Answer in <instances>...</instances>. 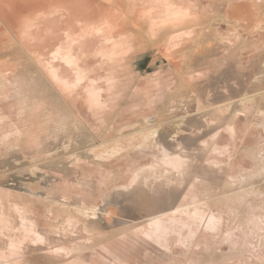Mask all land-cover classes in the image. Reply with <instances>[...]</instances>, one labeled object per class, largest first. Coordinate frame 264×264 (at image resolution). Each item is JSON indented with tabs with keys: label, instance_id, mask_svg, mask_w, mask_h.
I'll list each match as a JSON object with an SVG mask.
<instances>
[{
	"label": "rangeland",
	"instance_id": "obj_1",
	"mask_svg": "<svg viewBox=\"0 0 264 264\" xmlns=\"http://www.w3.org/2000/svg\"><path fill=\"white\" fill-rule=\"evenodd\" d=\"M98 1L0 0V264H264V0Z\"/></svg>",
	"mask_w": 264,
	"mask_h": 264
},
{
	"label": "bare ground",
	"instance_id": "obj_2",
	"mask_svg": "<svg viewBox=\"0 0 264 264\" xmlns=\"http://www.w3.org/2000/svg\"><path fill=\"white\" fill-rule=\"evenodd\" d=\"M8 1V0H7ZM67 1V4H66V6L64 5V7L66 8L67 7V12L69 13V14H71V15H73V12H76V13H78V14H81V15H83V16H87L88 18H95L96 17V15H100L99 17H100V21L104 24V28L103 29H105L106 31H108V34H111L112 33V27L113 26H111V24H112V19H113V17H114V14L112 13V11L110 10V9H112V8H110L109 9V7H107V6H102L100 3H99V1L98 0H66ZM36 2H37V0H36ZM47 2V1H46ZM49 2H50V0H49ZM55 2V1H54ZM137 2V1H136ZM5 3V2H4ZM10 3V2H9ZM60 3H62V2H60ZM64 3H66V2H64ZM1 4V3H0ZM16 4V3H15ZM43 4V3H42ZM41 4V5H42ZM63 4V3H62ZM61 4V5H62ZM5 5H6V3H5ZM30 5V4H29ZM29 5H28V8H29ZM153 5H155L154 3H153ZM33 6V5H32ZM31 6V7H32ZM35 6V5H34ZM39 6H40V4H39ZM19 7V6H18ZM46 7V6H45ZM69 7V8H68ZM111 7V6H110ZM20 8L21 9H24V6H20ZM28 8H26V9H28ZM164 8H166V7H164ZM42 9V8H41ZM51 9H53V8H51ZM64 9V8H63ZM169 8H167V10H168ZM17 10V9H16ZM166 9L164 10L163 9V13H164V15L165 16H171V14H172V12H171V10H169V11H167ZM150 11V13H152V15H154V12L153 11H151V10H149ZM12 11H11V9L9 8V6L8 7H2L1 5H0V18H1V20H3L6 24H7V26H9V28H10V30H13V32L15 33V35L16 36H18V38L19 39H24L25 41H27V43H28V40L26 39V36H25V34H24V30L21 28V25H20V23H19V21H17V19H16V21L18 22H16L14 19H12V18H10V13H11ZM18 12V11H17ZM23 12V11H22ZM25 12V11H24ZM23 12V13H24ZM114 12V11H113ZM158 12V11H157ZM16 13V12H15ZM21 13V12H20ZM26 13V12H25ZM29 13V12H28ZM53 13V12H52ZM156 13V12H155ZM38 14V13H37ZM44 14V13H43ZM48 14H49V12H48ZM159 14V13H158ZM157 14V15H158ZM23 15V14H22ZM21 15V16H22ZM39 15H40V13H39ZM78 16V15H77ZM44 17V16H43ZM46 17V16H45ZM45 17H44V19H45ZM74 17V16H73ZM17 18H18V16H17ZM20 19H21V17H19ZM40 18V17H39ZM72 18V17H71ZM93 18V19H94ZM156 18V17H155ZM22 19H23V17H22ZM26 19V18H25ZM24 19V20H25ZM78 20V19H77ZM22 21V20H21ZM75 21V20H74ZM75 24V23H74ZM38 27V26H37ZM93 27V26H92ZM67 28V27H66ZM69 28H67V30H68ZM103 29H101V31L103 30ZM28 33V32H27ZM23 40V43L25 42ZM67 40V39H66ZM109 41V40H108ZM114 41H115V39H114ZM110 42V41H109ZM86 43V42H85ZM110 43H113V41L112 42H110ZM25 44H26V42H25ZM28 45V44H27ZM112 45V44H111ZM111 45H109V47H111ZM27 47H29V46H27ZM74 47V46H73ZM114 47V46H113ZM106 49H110V48H106ZM112 49V48H111ZM28 50V49H27ZM29 50L30 51H32V48L31 47H29ZM107 51H109V50H107ZM33 52V51H32ZM67 60H69V58H67ZM64 64V63H63ZM42 66V65H41ZM44 66H46V65H44ZM56 67V66H55ZM48 68V67H47ZM45 69V68H44ZM45 72H48V71H46L45 70ZM47 74H49V73H47ZM52 74H53V78L52 77H50L51 79H54V78H56V79H58V76H56L53 72H52ZM62 74V73H61ZM60 76V75H59ZM10 77V76H9ZM55 80V79H54ZM59 80V79H58ZM56 82H58V81H56ZM109 82V81H108ZM54 83V82H53ZM59 83V82H58ZM102 83V82H101ZM55 84V83H54ZM60 84V83H59ZM59 86V85H58ZM57 86V87H58ZM60 87V86H59ZM62 88H64V87H62ZM109 88H111V87H109ZM113 89V88H112ZM64 89H62V91H63ZM65 90H66V88H65ZM70 90V89H69ZM68 90V91H69ZM114 90V89H113ZM64 92V91H63ZM66 92V91H65ZM65 94V93H64ZM66 94H67V92H66ZM76 94V93H75ZM90 94V93H89ZM68 95H70V94H68ZM67 96V95H66ZM90 96V95H89ZM85 98V97H84ZM83 98V100L82 101H84L85 99ZM78 101V100H77ZM76 102V101H75ZM78 102H80V101H78ZM86 102H88V100L86 101ZM81 103V102H80ZM91 103V102H90ZM83 105V104H82ZM86 105V104H85ZM79 106H81V104L79 105ZM79 106H78V108H79ZM77 108V109H78ZM81 108H82V106H81ZM87 109H88V107H86ZM82 111V110H81ZM85 111V110H84ZM83 111V112H84ZM87 113V112H86ZM88 114V113H87ZM85 115V114H84ZM41 129V128H40ZM146 135H151V130H148L147 132H144L143 134H142V136H146ZM143 144V143H142ZM141 145V144H140ZM141 148H143V147H141ZM136 150V149H135ZM141 150V149H140ZM149 149H147V151H148ZM152 150V149H151ZM142 151V150H141ZM143 151H145V149L143 150ZM153 152V151H152ZM142 155H145V152H140ZM155 153V154H154ZM153 153V155H156V152H154ZM150 154H152V153H150ZM142 155H140V156H142ZM126 156V155H125ZM128 156V155H127ZM131 156V158H133V156H132V154L130 155ZM137 157V156H136ZM140 158V157H139ZM139 158H137L138 160H139ZM149 159V158H148ZM147 159V160H148ZM151 159H154V160H152L153 162H152V164H149L148 165V167H149V170H151V174H153V173H155V171H153L154 169H155V166H157V165H160V166H164V167H166V166H170V167H172V168H176V169H178V167H180L181 166V164H183L182 163V161L181 160H177V159H175L174 158V156H173V158H172V156L170 157L167 153H164L163 154V156L162 157H157V156H154L153 158H151ZM128 161H129V159H128ZM141 161V160H140ZM149 161V160H148ZM136 162H139V161H137L136 159H134V160H130V164L128 165V171L130 172V174L128 175V176H125V178L121 181V185H123V186H128V185H130L131 183H132V181L138 176V174H139V170H141L142 169V165L140 164V162L139 163H136ZM129 163V162H128ZM145 164H146V162H145ZM126 173V172H125ZM173 211V214H172V216L171 217H168L167 215H161V216H158V217H153V218H151L147 223H146V225H145V234H144V236H145V238L146 239H149L150 241H153V242H156V243H161V240H164L165 238H166V236L170 233V232H172V231H176V228H175V221L177 220V224H181V226H182V228H183V226L185 225V223L182 221V218L180 217V215L178 214V212H177V210H172ZM180 226V225H179ZM177 227V226H176ZM179 230V229H178ZM167 239V238H166ZM125 259V258H124ZM127 259V258H126ZM127 261V260H126Z\"/></svg>",
	"mask_w": 264,
	"mask_h": 264
}]
</instances>
